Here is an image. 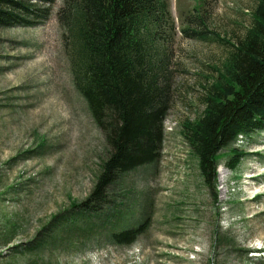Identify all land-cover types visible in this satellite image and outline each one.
Masks as SVG:
<instances>
[{
  "label": "rangeland",
  "instance_id": "1",
  "mask_svg": "<svg viewBox=\"0 0 264 264\" xmlns=\"http://www.w3.org/2000/svg\"><path fill=\"white\" fill-rule=\"evenodd\" d=\"M169 2L173 100L162 153L110 189L122 214L114 229L144 230L131 246L85 231L80 219L62 235L43 230L88 198L107 151L74 84L58 17L63 0L32 27L0 28V264H264V131L221 152L216 191L182 134L183 123L202 116L204 89L232 50L214 33L238 42L256 0ZM198 16L213 32L206 41L181 32ZM233 149L247 154L234 172L226 166Z\"/></svg>",
  "mask_w": 264,
  "mask_h": 264
},
{
  "label": "trees",
  "instance_id": "2",
  "mask_svg": "<svg viewBox=\"0 0 264 264\" xmlns=\"http://www.w3.org/2000/svg\"><path fill=\"white\" fill-rule=\"evenodd\" d=\"M52 2L0 0V28L32 27L49 15L46 6ZM169 12V0H63L58 17L74 84L103 134L107 151L88 198L72 202L44 231L53 228L62 235L80 219L85 231H99L117 246L133 245L144 232L141 225L114 229L122 214L110 189L121 175L161 156L164 123L173 100L167 51L176 27L170 24ZM251 18L238 42L214 33L232 50L215 70L216 81L204 89L202 116L182 125L211 191L218 188L221 152L240 135L264 131V0H256ZM181 32L198 41L213 34L203 16L189 18ZM231 154L226 166L234 172L247 154L239 149ZM41 234L32 242L37 247L42 245L36 243Z\"/></svg>",
  "mask_w": 264,
  "mask_h": 264
},
{
  "label": "bare ground",
  "instance_id": "3",
  "mask_svg": "<svg viewBox=\"0 0 264 264\" xmlns=\"http://www.w3.org/2000/svg\"><path fill=\"white\" fill-rule=\"evenodd\" d=\"M244 137H245L244 135H240V136L237 138V140H236L233 144H235V146H237V145H242V143H243V141H244V140H243ZM233 144H232V145H233ZM225 175H226L225 173L222 174V178H223L222 180H223V181H224V179H225Z\"/></svg>",
  "mask_w": 264,
  "mask_h": 264
}]
</instances>
